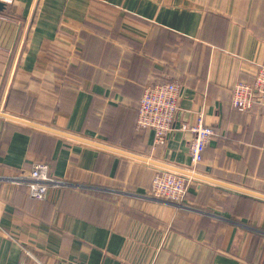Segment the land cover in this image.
<instances>
[{"label":"crops","instance_id":"obj_1","mask_svg":"<svg viewBox=\"0 0 264 264\" xmlns=\"http://www.w3.org/2000/svg\"><path fill=\"white\" fill-rule=\"evenodd\" d=\"M264 0H15L0 9V264H264ZM181 85L173 133L136 129L143 89ZM215 136L194 167L190 129ZM185 127V129H183ZM191 173L183 204L155 198ZM47 164L44 200L18 182ZM247 191V192H245Z\"/></svg>","mask_w":264,"mask_h":264},{"label":"built area","instance_id":"obj_2","mask_svg":"<svg viewBox=\"0 0 264 264\" xmlns=\"http://www.w3.org/2000/svg\"><path fill=\"white\" fill-rule=\"evenodd\" d=\"M14 2L15 0H0L3 5H12ZM255 92L259 94V102L264 106V67L259 68L253 83L238 81L234 84L231 95L232 106L243 112L252 109L256 101ZM180 99L181 85L178 82H159L146 86L139 102L137 131L153 132L155 146L165 145L174 131ZM190 131L194 136L189 143L188 154L191 164L197 167L203 162L204 151L214 138L215 132L206 123L203 112L197 114L196 123ZM167 171L158 172L153 178L152 195L181 205L193 180L190 176ZM18 182L26 185L30 195L37 200H44L51 187L61 184L49 175L47 164L35 165L29 174L19 177Z\"/></svg>","mask_w":264,"mask_h":264},{"label":"water","instance_id":"obj_3","mask_svg":"<svg viewBox=\"0 0 264 264\" xmlns=\"http://www.w3.org/2000/svg\"><path fill=\"white\" fill-rule=\"evenodd\" d=\"M3 7V4L0 3V9ZM1 115V114H0ZM7 119H10V120H13L17 123H20V124H24V125H29V126H32V127H35V128H40V129H45L43 128L42 126H39V125H36V124H31L30 122L28 121H25V120H21V119H18V118H15V117H12V116H8V115H1ZM103 148L107 149V150H110V151H113V152H117V154H121L123 156H127V157H131L133 159H137V160H141L143 162H149V163H153L154 165H157V166H160L161 168H165L166 170H169V171H173V172H176V173H179V174H182V175H186V176H191V173H189L188 171H185V170H182L180 168H175V167H172V166H167V165H163V164H159V163H156V162H153L145 157H141V156H138V155H135V154H131V153H128V152H123L121 150H116V149H113V148H109V147H104ZM247 192V191H245ZM252 195H255V196H258L260 198H264V196H261V195H258V194H254V193H251V192H248Z\"/></svg>","mask_w":264,"mask_h":264},{"label":"trees","instance_id":"obj_4","mask_svg":"<svg viewBox=\"0 0 264 264\" xmlns=\"http://www.w3.org/2000/svg\"><path fill=\"white\" fill-rule=\"evenodd\" d=\"M255 78V77H254ZM155 84V83H154ZM152 85V84H151ZM143 92H144V89H143ZM142 95H143V93H142ZM255 99L256 100H259L260 99V96H259V94L258 93H256L255 92ZM140 102V101H139ZM139 106V105H138ZM146 132H150V131H145V132H143V133H141V134H145ZM203 156H204V154H203ZM161 170H163V169H161ZM49 175H50V173H49ZM51 176V175H50ZM52 177V176H51ZM153 180V179H152Z\"/></svg>","mask_w":264,"mask_h":264},{"label":"rangeland","instance_id":"obj_5","mask_svg":"<svg viewBox=\"0 0 264 264\" xmlns=\"http://www.w3.org/2000/svg\"><path fill=\"white\" fill-rule=\"evenodd\" d=\"M165 171H167V170H157V172L155 173V175L158 173V172H165ZM167 172H169V171H167ZM172 172V171H171ZM155 175H154V177H155ZM153 177V178H154ZM152 193V192H151ZM153 196V195H152Z\"/></svg>","mask_w":264,"mask_h":264}]
</instances>
